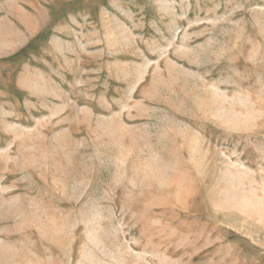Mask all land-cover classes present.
Wrapping results in <instances>:
<instances>
[{
	"label": "rangeland",
	"instance_id": "rangeland-1",
	"mask_svg": "<svg viewBox=\"0 0 264 264\" xmlns=\"http://www.w3.org/2000/svg\"><path fill=\"white\" fill-rule=\"evenodd\" d=\"M0 264H264V0H0Z\"/></svg>",
	"mask_w": 264,
	"mask_h": 264
}]
</instances>
